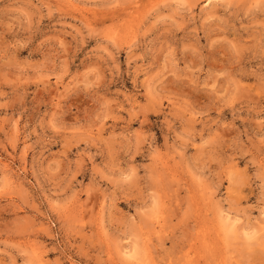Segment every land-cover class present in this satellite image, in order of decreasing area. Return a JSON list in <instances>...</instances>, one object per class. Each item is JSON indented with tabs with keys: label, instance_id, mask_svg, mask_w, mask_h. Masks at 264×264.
Segmentation results:
<instances>
[{
	"label": "rangeland",
	"instance_id": "374dc122",
	"mask_svg": "<svg viewBox=\"0 0 264 264\" xmlns=\"http://www.w3.org/2000/svg\"><path fill=\"white\" fill-rule=\"evenodd\" d=\"M0 264H264V0H0Z\"/></svg>",
	"mask_w": 264,
	"mask_h": 264
}]
</instances>
